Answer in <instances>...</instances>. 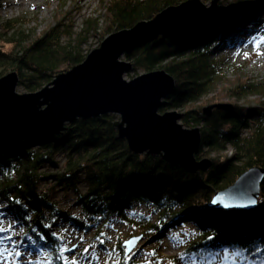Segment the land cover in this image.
<instances>
[{
    "label": "trees",
    "instance_id": "16d2710c",
    "mask_svg": "<svg viewBox=\"0 0 264 264\" xmlns=\"http://www.w3.org/2000/svg\"><path fill=\"white\" fill-rule=\"evenodd\" d=\"M187 1L191 0H110L103 5L105 27L99 39L148 23L162 11ZM263 3L220 2L189 28L138 46L123 57L132 63L133 72L161 70L174 79L175 89L159 112L181 111L182 125L199 129L200 148L195 159L211 161L207 172L190 174L156 157L130 154L125 140L118 138L113 127L117 120L114 115L76 120L52 139L36 134L0 140V205L5 206L0 213L19 227L20 243L25 242L32 250H43V264H67L64 257L69 249L61 246L60 235L51 230L57 219L82 233L94 226L99 236L113 222H129L128 208L136 204L156 214V224L150 225L149 217L140 214L136 215V224L145 237L156 241L154 250L158 256L163 228L182 226L188 221L194 224L197 237L187 247L186 256L202 260L209 252L227 250L230 259L224 264H232L231 254L239 248L243 256L236 258L235 264H241V260L243 264H264V177L252 210L217 209L211 202L217 192L231 186L248 169L264 170V101L256 100L254 108L235 103L231 110H213L209 117L204 116L201 106V100L215 88L223 71L215 57L216 50L255 33L260 15L254 9ZM3 8L5 4L0 0V11ZM16 21L4 19L0 12V78L16 73L18 87L29 93L81 64L88 55L82 50L85 39L100 31L97 19L86 18L76 35L56 24L36 37L23 29L22 21ZM256 94L264 96V85L242 83L222 89L218 96L237 102ZM60 153L64 157L61 167L56 161ZM46 167L59 173L46 176L42 171ZM48 179L71 188L82 219L60 213L49 193L39 190ZM80 184L84 190L79 193L76 187ZM99 247L107 252L106 264H112V250L101 243ZM119 250L116 264H141L126 258L121 247ZM170 261L175 264L174 259Z\"/></svg>",
    "mask_w": 264,
    "mask_h": 264
},
{
    "label": "water",
    "instance_id": "95a60500",
    "mask_svg": "<svg viewBox=\"0 0 264 264\" xmlns=\"http://www.w3.org/2000/svg\"><path fill=\"white\" fill-rule=\"evenodd\" d=\"M195 6L199 7L200 2H183L162 11L148 23L141 22L129 30L111 34L81 64L56 75L35 93L16 94L19 79L14 72L0 78V140L36 134L52 139L63 130L65 123L114 115L119 117L113 121L118 138L125 140L133 155L156 157L190 174L207 172L211 161L195 159L200 148L199 129H184L178 123L182 114L177 112L159 114L163 101L175 89L174 79L160 70L126 82L124 76L133 66L121 60L138 46L187 29L211 12L196 15ZM231 109L232 106L215 104L204 107L202 113L208 117L213 110ZM263 177L264 170L248 169L231 186L214 195L212 206L252 210L257 204ZM252 200L255 204L250 203ZM126 245L123 247L128 257L136 243L131 251Z\"/></svg>",
    "mask_w": 264,
    "mask_h": 264
},
{
    "label": "rangeland",
    "instance_id": "374dc122",
    "mask_svg": "<svg viewBox=\"0 0 264 264\" xmlns=\"http://www.w3.org/2000/svg\"><path fill=\"white\" fill-rule=\"evenodd\" d=\"M2 1L5 4V8L0 11L2 17L10 21H22L24 23L23 29L29 33H34L36 37L41 36L42 33L54 27L56 24L62 25L68 32H72L76 35L80 32L84 19L91 18L98 20V28L100 31L96 33V35L88 36V38L85 39L86 42L82 50L84 53L90 54L92 51L99 48L105 39H99L102 37L105 27L103 5L110 0ZM197 1L200 2V0ZM231 1L232 0H208L207 3L200 2L199 7L195 6L198 8L195 14L197 15L201 12L208 13L214 10V7L219 5L220 2L222 4H227ZM254 13L260 15L259 29L256 30L255 33L253 32L252 34L246 35L241 42L232 44L229 47L222 45L220 49L216 50L215 57L221 62L220 64L223 71L219 74L215 82V88L208 96H205L201 100V102H204V104L201 105L203 109L207 106H215V104L232 106L233 108L235 107L233 106L235 103L237 106L246 107L247 105L254 108L257 106L256 100L260 102L264 101V99H262L264 96H259L258 94L246 99H240L237 102L223 96H218L222 89H229L242 83L255 86L264 85V3L263 5L261 4L259 8L254 9ZM194 16L195 15L190 17L189 21L192 20ZM121 60L126 61L123 58H121ZM141 75H143V72L140 70L136 72L131 71L124 76L123 80L129 82V80L131 81ZM15 93L18 95H25L29 92H24L22 88L17 86ZM176 112L182 114L181 111ZM159 114L162 115L160 112ZM115 117L117 119L119 118L117 116ZM178 123H181V121ZM66 124L69 123L63 125L65 126ZM183 128L194 129L185 128L184 126ZM230 151L231 149L228 150L229 154ZM57 155L56 161L59 163V167H61L63 166L64 157L62 153ZM206 160H208V158ZM42 171L46 176L59 173L57 169L54 170L49 167L44 168ZM76 188L79 193L84 190L81 184ZM39 190H45L46 193H49L51 197L50 201L56 205L60 213H66L72 218H83L78 202H76V194L71 188L66 189L64 185L60 187V185H56L55 180L48 179L42 182ZM131 206V208H128L129 211H127L128 214L126 215L129 222H113L111 226L102 231L99 236H96V228H94V226H91L88 228L89 230L82 233L80 230L73 228L66 221L62 223L57 219L56 226L51 227V230H55L56 233L60 235L62 239L61 246H65L69 249V254L64 257V261L67 264H72V261H75L76 264H106L107 258H109L107 252L99 247L101 241H103V245H105L109 251L110 249L112 250L110 254V257H112L110 259L111 263L116 264L121 252L119 248L121 247V250L125 253L123 244L135 239L137 240L136 245L128 255V257H132L133 262L136 261L141 264H170V262H172L170 260L174 259L175 264L225 263V252H209L202 260L193 255H185L187 247L197 237L194 224L188 221H184L182 226H165L163 228L161 235H159L161 243L158 247V251L160 256L156 255L157 253L154 250L156 241L149 237H145L136 224V215L140 214L149 217L150 225H154L158 221L156 214L151 213L145 206L136 204H132ZM4 207L3 204L0 205V209ZM0 215V227L5 229V231L0 232L2 234L0 239L5 240V243L0 245V264H43L45 258L43 250H32L27 247L28 245L25 242L20 243L22 232L19 227L12 222L9 216L3 213H0ZM85 249L88 251L85 252ZM17 250L19 251V256L13 254ZM82 251H84V255L76 257L77 253ZM128 257L126 256V258Z\"/></svg>",
    "mask_w": 264,
    "mask_h": 264
},
{
    "label": "snow or ice",
    "instance_id": "6c2138e0",
    "mask_svg": "<svg viewBox=\"0 0 264 264\" xmlns=\"http://www.w3.org/2000/svg\"><path fill=\"white\" fill-rule=\"evenodd\" d=\"M258 47V45H257ZM213 203H216V201H213ZM251 204H255V200H252L250 201ZM241 207H245V206H248V205H239ZM225 207H229V205H225ZM5 231V229L3 227H0V232H3ZM5 243V240L4 239H0V245H3ZM136 243L135 240H130L127 242V247H128V250L131 251V247L134 246ZM101 244H103V241H101ZM88 250L85 249V252H87ZM17 256H19V253L16 254ZM243 256V253H242V250H240L239 248H237L236 251H234L232 254H231V260H232V264H235V261H236V258L238 257H242ZM230 257H229V254L227 252V250H225V255H224V261L227 262L229 261ZM72 264H76L75 261H72ZM171 264V262H170ZM241 264H243V260H241Z\"/></svg>",
    "mask_w": 264,
    "mask_h": 264
},
{
    "label": "bare ground",
    "instance_id": "6f19581e",
    "mask_svg": "<svg viewBox=\"0 0 264 264\" xmlns=\"http://www.w3.org/2000/svg\"><path fill=\"white\" fill-rule=\"evenodd\" d=\"M5 128L9 129L8 127H5ZM7 129H6V130H7ZM14 129H15V128L13 127L12 130H14ZM12 130H11V131H12Z\"/></svg>",
    "mask_w": 264,
    "mask_h": 264
}]
</instances>
